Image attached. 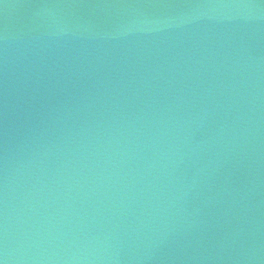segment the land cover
I'll return each mask as SVG.
<instances>
[{"label": "water", "instance_id": "1", "mask_svg": "<svg viewBox=\"0 0 264 264\" xmlns=\"http://www.w3.org/2000/svg\"><path fill=\"white\" fill-rule=\"evenodd\" d=\"M0 264H264V0H0Z\"/></svg>", "mask_w": 264, "mask_h": 264}]
</instances>
